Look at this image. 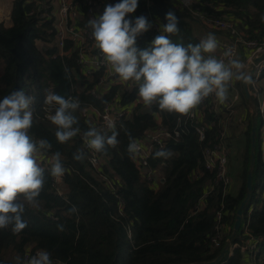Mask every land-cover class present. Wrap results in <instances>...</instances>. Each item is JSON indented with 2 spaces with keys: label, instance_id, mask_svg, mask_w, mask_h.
I'll list each match as a JSON object with an SVG mask.
<instances>
[{
  "label": "trees",
  "instance_id": "trees-1",
  "mask_svg": "<svg viewBox=\"0 0 264 264\" xmlns=\"http://www.w3.org/2000/svg\"><path fill=\"white\" fill-rule=\"evenodd\" d=\"M41 1L12 0L8 14L10 23L0 20V98L20 89L35 97L30 133L37 139H47L52 145L41 157L46 183L38 198L39 209H26L23 218L28 226L20 234L14 235L10 228L0 229V264H16V257L23 259L26 254L34 255L41 249L50 251L52 259L61 264H187L213 260L230 236L236 209L246 191L250 102L244 96L240 81L236 80L235 84L240 88L237 112L243 114V128L235 126L242 135L241 147L232 150L237 137L233 134V124V133L227 137L231 147L228 173L232 180L238 181L237 188L231 190L230 185L226 187L219 182L201 201L214 180V171L203 165L202 152L214 141L216 128L208 129L205 139L200 141L185 116L160 111L155 105L147 112L143 102H137L114 128L118 133V146L107 148L105 153L93 152L87 147L83 133L95 125L82 113V108L90 104L100 108L117 89L112 86L101 98L90 95L88 89L100 72H96L92 80L80 75L84 86L73 93L80 102V108L74 113L80 133L66 144L57 142L56 126L48 119L54 109L44 103L45 95L55 92L67 98L75 78L74 69L78 73V68L76 51H69V41L65 54L59 55L54 45L53 16L50 9L46 8L45 12ZM196 1L203 10L225 15L243 36L264 37V0H194V5ZM118 2L109 0L112 5ZM145 2L138 0L135 12L126 18L134 20L141 15L147 18ZM149 2L162 26L167 23L169 11L178 18L180 33L172 37L174 42L186 46L202 40L196 31L197 25H202L192 20L176 0ZM81 20L87 25L89 18L83 16ZM205 28L204 34L211 32L223 37L220 30ZM155 37L146 31L137 37L136 46L147 48ZM39 43L46 44V49ZM136 92L138 88L133 87L129 93L122 94L121 102L133 98ZM178 118H181L182 129L186 125V130L177 137L165 139L163 146L155 148L148 159L147 167L157 169L163 181L154 178L148 181L144 177L145 168L127 151L130 139L142 140L146 132L159 127L172 131L178 125ZM106 133L111 135V130ZM161 149L169 150L171 155L155 157V152ZM57 151L61 153L65 174L55 183L49 174L50 162L46 161ZM76 153H83L84 159H74ZM93 153L96 163L91 160ZM259 157L257 143L252 191L243 209V219L249 220L248 234L260 240L258 245L264 254V184L261 183H264V162ZM195 170L199 176L193 177ZM153 180L157 186L150 185ZM73 206L77 212L70 211ZM219 212L221 219L217 220ZM58 224L64 225L63 231L57 229ZM221 224H224L222 241L214 247L211 238ZM241 232L242 226L235 239L239 240ZM245 259V252L235 247L217 264H242Z\"/></svg>",
  "mask_w": 264,
  "mask_h": 264
},
{
  "label": "clouds",
  "instance_id": "clouds-1",
  "mask_svg": "<svg viewBox=\"0 0 264 264\" xmlns=\"http://www.w3.org/2000/svg\"><path fill=\"white\" fill-rule=\"evenodd\" d=\"M138 0H119L106 5L98 18L88 20V28L104 63L110 67L121 84L131 83L138 87V96L147 108L158 107L160 111L190 116L207 98L214 96L223 104L228 100L229 86L233 79L250 82L239 59H218L215 55L218 42L214 34L199 43L186 46L174 42L178 36V18L169 11L162 34L157 35L147 48L136 46L137 37L148 31L151 24L143 15L134 20L126 18L134 13ZM264 20V17H262ZM225 57L231 52L226 51ZM35 97L23 89L14 90L0 98V229H11L20 234L28 226L23 218L26 209H39V197L46 183V169L41 166L44 157L52 148L44 138L37 139L30 130L34 123ZM44 103L54 109L48 116L56 126L58 143L66 144L80 133L78 118L74 113L80 102L55 92L45 95ZM111 135L90 127L83 133L87 147L96 153H105L107 148L119 144L114 125H109ZM130 155H138L140 146L130 139ZM169 150L155 152V157L167 158ZM74 159L83 160V153L74 154ZM53 178H62L65 166L59 151L52 154L50 173ZM71 212H77L73 206ZM57 229L64 230L63 224ZM16 264H53L51 252L41 249L34 255L21 259Z\"/></svg>",
  "mask_w": 264,
  "mask_h": 264
},
{
  "label": "built area",
  "instance_id": "built-area-1",
  "mask_svg": "<svg viewBox=\"0 0 264 264\" xmlns=\"http://www.w3.org/2000/svg\"><path fill=\"white\" fill-rule=\"evenodd\" d=\"M176 1L181 8L189 12L191 19L198 21L203 28L208 26L223 32V37L218 42L219 47L215 53L218 59H225L226 62L232 58L239 59L243 66L252 62L254 58L256 59L248 76L250 77L248 90L255 103L256 123L258 118H260V125L258 127V152L260 160L264 162V37L250 38L243 36L237 31L229 18L225 17L223 14H213L207 10H203V8L197 4V1L195 5L194 0ZM109 4V0L41 1V5L44 7L45 12L46 8H48L50 9V14L53 16L55 31L54 45L59 49V55L63 56V54H65V45L67 41L70 42L69 51L71 49L76 51V67L78 68V73L74 69L75 78L71 83L69 89L70 94L67 98H74L73 93L75 89L84 86L81 82V76L92 80L96 72H100V74L94 85L88 89L90 95L94 98H101L109 92L112 86L117 88L112 97L105 100L100 108H95L91 104L82 108V113L90 117L98 130L104 132L110 130L108 127L109 125L116 126L119 119L127 116L131 111V107L137 102H143L139 98L138 92H136L133 98L125 100L123 103L121 102L122 94L129 93L132 88L136 86H133L131 83H120L118 77L112 72L110 67L104 63L102 55L99 49L96 48L95 42L91 36V30L87 25L82 23L81 18L83 16L89 19L98 18L103 13L105 6ZM145 6L147 8V20L151 24L148 32L153 36L162 34L163 26L157 15L153 12L149 0H146ZM40 47L45 50L47 46L43 43ZM226 51L231 52L230 57H225L224 53ZM235 82L236 79L234 78L229 86L228 100L225 103H219L216 98L212 96L207 98L198 108L193 110L190 116H185V121L189 120L190 126L195 130L200 141L205 139L208 129L213 127L216 128L214 141L206 145L202 152L203 165L207 170L214 171V180L203 193L201 201L219 182H222L226 187H229L232 182V177L228 173V161L231 147L227 137L233 133L231 128L233 124L232 117L236 124L242 125L243 123V114L237 112V104L240 100V88L236 86ZM154 117H157L156 113H154ZM182 126L181 118H178V125L172 131L159 127L157 130L146 132L144 139L135 140L140 146L141 151L138 155L134 156V159L140 167L145 168L144 175L145 179L148 181L153 178L155 180L159 179L160 181L162 179L157 169L147 167L148 159L152 151L155 148L160 149L165 139L173 135L177 137L184 132L187 127L184 125L182 129ZM91 160L94 163L97 162L94 153ZM162 164L165 163L163 162ZM192 174L193 177L199 176L198 170L193 171ZM155 180L150 183L151 186H157L154 182ZM59 181L60 178H54L55 183ZM261 183L264 184L263 182ZM220 219L221 213L219 212L217 214V220ZM248 222V219L244 221L242 217V232L238 236L240 241L237 239L235 240L228 254H231L235 247H240L241 251L246 254V259L242 264H264V254L260 252V246L258 245L260 240L248 234ZM223 225L224 224L218 226L217 233L211 238L214 247L218 246L222 241L221 238L223 237L224 231ZM27 256L29 255L26 254L25 257ZM52 260L53 264H61L57 260Z\"/></svg>",
  "mask_w": 264,
  "mask_h": 264
},
{
  "label": "water",
  "instance_id": "water-1",
  "mask_svg": "<svg viewBox=\"0 0 264 264\" xmlns=\"http://www.w3.org/2000/svg\"><path fill=\"white\" fill-rule=\"evenodd\" d=\"M255 58L252 62L248 63L246 66H244L243 71L246 76H249V73L251 71V68L253 66V63L255 62ZM240 85L242 87V91L244 93V96L249 100V102L252 103L251 113H250V157H249V166L248 171L246 175V191L245 195L242 198V200L239 202V205L235 212L234 221L231 228V233L229 238L225 241L223 247L221 248L219 254L210 261H201V262H195V263H187V264H217L220 262L229 252L230 248L235 242V237L237 232L240 229L242 217H243V209L248 203L252 191V183H253V175L252 171L255 164V156H256V143H255V136H256V112H255V103L253 98L251 97L249 90H248V82H245L244 80H240ZM144 111L150 112L151 110L147 108V106L144 108ZM163 181V178L161 179Z\"/></svg>",
  "mask_w": 264,
  "mask_h": 264
},
{
  "label": "rangeland",
  "instance_id": "rangeland-1",
  "mask_svg": "<svg viewBox=\"0 0 264 264\" xmlns=\"http://www.w3.org/2000/svg\"><path fill=\"white\" fill-rule=\"evenodd\" d=\"M198 26V29L196 30L197 31V33L199 34V36L201 37L202 35H204V37L205 36H207V34H209V33H211V32H207L206 34H204V30H206V28H202L201 26H199V25H197ZM203 37V38H204ZM206 38V37H205ZM40 44V43H39ZM41 44H43V43H41ZM40 44V45H41ZM249 107L250 108H252V106H251V104L249 103ZM243 111V110H242ZM244 113V112H243ZM250 113H251V111H250ZM239 117V116H238ZM237 117V118H238ZM237 118H236V120H237ZM232 122H233V125H232V128H234V130H235V132L233 133V134H237V137L234 139V141H235V143L233 144V146H232V150H233V148L234 147H236V146H238V147H241V138H242V135L241 134H239V131H238V129H237V127L235 126V122H234V118L232 117ZM256 125H257V127H256V136H255V143L257 144L258 143V127H259V125H260V118H258V120H257V123H256ZM242 128H243V125H241V129L240 130H242ZM233 141V142H234ZM231 155V154H230ZM49 160H50V158H49ZM46 161V162H50V161ZM144 177H145V175H144ZM237 184H238V181H236L234 178H233V180H232V182H231V185H230V188H231V190H236V188H237Z\"/></svg>",
  "mask_w": 264,
  "mask_h": 264
},
{
  "label": "crops",
  "instance_id": "crops-1",
  "mask_svg": "<svg viewBox=\"0 0 264 264\" xmlns=\"http://www.w3.org/2000/svg\"><path fill=\"white\" fill-rule=\"evenodd\" d=\"M51 1H54V0H51ZM11 2H12V0H0V20H3L6 24L10 23V18L8 19V13H9ZM207 36H205V37H207ZM203 37H204V35H202V39L205 38V37L204 38ZM215 37L217 39V42H219L222 38V36H219V37L215 36Z\"/></svg>",
  "mask_w": 264,
  "mask_h": 264
},
{
  "label": "flooded vegetation",
  "instance_id": "flooded-vegetation-1",
  "mask_svg": "<svg viewBox=\"0 0 264 264\" xmlns=\"http://www.w3.org/2000/svg\"><path fill=\"white\" fill-rule=\"evenodd\" d=\"M250 104L252 105V103L250 102ZM257 126V125H256Z\"/></svg>",
  "mask_w": 264,
  "mask_h": 264
}]
</instances>
